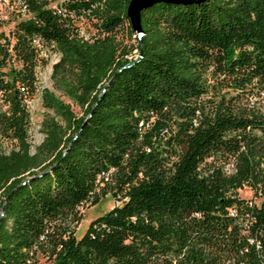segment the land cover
Returning a JSON list of instances; mask_svg holds the SVG:
<instances>
[{"label": "trees", "instance_id": "1", "mask_svg": "<svg viewBox=\"0 0 264 264\" xmlns=\"http://www.w3.org/2000/svg\"><path fill=\"white\" fill-rule=\"evenodd\" d=\"M24 1L30 15L0 31V264L37 251L49 264H264V0L153 2L130 57L110 35H131L129 0ZM79 20L109 35L87 40ZM48 47L83 109L44 91L61 122L30 151L25 100ZM109 189L119 201L76 235L80 207Z\"/></svg>", "mask_w": 264, "mask_h": 264}, {"label": "rangeland", "instance_id": "2", "mask_svg": "<svg viewBox=\"0 0 264 264\" xmlns=\"http://www.w3.org/2000/svg\"><path fill=\"white\" fill-rule=\"evenodd\" d=\"M7 26V25H6ZM79 33L87 40H93L96 37L102 38L109 35L108 32H98L94 27L91 20L79 21L77 23ZM135 32L132 30L131 35L125 31V24L122 25L116 32L110 33L113 38L124 47L133 45L135 43ZM137 49L133 47L125 55L127 57L136 54ZM42 56L39 58L35 68V89L25 100L29 113L27 123V140L29 142L30 151L34 149V146L40 142L44 136L45 122L50 120H56L61 122L59 115L55 109L50 106L49 101L44 98V91L51 93L56 98L62 100L64 103H68L70 109L75 116L82 114L83 106H80L66 93V88L70 86L72 82L71 74H53V63L58 59V53L52 48L48 47L42 51ZM6 69V66L3 67ZM258 103L264 101L258 100ZM11 146V141L0 138V147L8 149ZM223 165L225 170L231 169L230 159H222L219 161ZM236 194L242 198H250L253 201L257 200V197L252 194L251 189L246 185H241L236 188ZM117 193L112 189L107 190L102 194L98 200L91 204H85L80 207L81 218L79 222L74 226V232L76 235L80 234L87 222L97 214L109 208L112 204L118 202ZM50 260L45 254L37 251L33 260L29 264H49Z\"/></svg>", "mask_w": 264, "mask_h": 264}, {"label": "built area", "instance_id": "3", "mask_svg": "<svg viewBox=\"0 0 264 264\" xmlns=\"http://www.w3.org/2000/svg\"><path fill=\"white\" fill-rule=\"evenodd\" d=\"M59 1L60 0H53L47 5H53L55 2ZM29 15L30 11L24 0H0V31L8 33V30L15 22L25 19ZM110 170L111 169H109V171ZM102 174L104 175V178L107 177L105 173L102 172Z\"/></svg>", "mask_w": 264, "mask_h": 264}, {"label": "water", "instance_id": "4", "mask_svg": "<svg viewBox=\"0 0 264 264\" xmlns=\"http://www.w3.org/2000/svg\"><path fill=\"white\" fill-rule=\"evenodd\" d=\"M156 1L186 3L197 2L200 0H129L126 6V15L129 19L132 30L136 34H140L142 30L140 25V10Z\"/></svg>", "mask_w": 264, "mask_h": 264}]
</instances>
